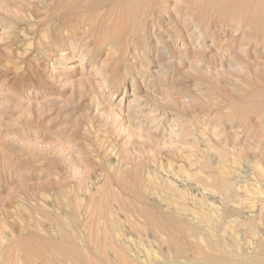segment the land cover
<instances>
[{
  "label": "rangeland",
  "instance_id": "obj_1",
  "mask_svg": "<svg viewBox=\"0 0 264 264\" xmlns=\"http://www.w3.org/2000/svg\"><path fill=\"white\" fill-rule=\"evenodd\" d=\"M51 242L264 261V0H0V264Z\"/></svg>",
  "mask_w": 264,
  "mask_h": 264
},
{
  "label": "bare ground",
  "instance_id": "obj_2",
  "mask_svg": "<svg viewBox=\"0 0 264 264\" xmlns=\"http://www.w3.org/2000/svg\"><path fill=\"white\" fill-rule=\"evenodd\" d=\"M61 52H62V54L64 53V51H61ZM71 54H73V53H71ZM66 55H67L66 53H65V55L63 54V56H66ZM70 58H71V56H70ZM79 65H81V64H79ZM51 71L54 72L55 70L52 69ZM202 215L203 216H202V220L201 221L206 222V225L209 224L208 221L209 222H211V221L210 220L207 221V215L205 213L202 214ZM199 233H201V232L199 231ZM205 234L206 233H204V234L202 233V236L200 237L201 241H203V242H206L205 238L207 237V235H205ZM48 248H50L54 252L61 253L62 255H65L66 257H74L75 256V258L79 262V264H93L92 261L89 258L85 257L83 251L80 248L75 247L73 245H70L68 243H65V242H60V243L51 242V243H49ZM210 259H212L211 262H213V264L220 263V259L217 256H210ZM175 264H184V263H175ZM204 264H207V263H204ZM252 264H264V261H259V262L257 261L256 263H252Z\"/></svg>",
  "mask_w": 264,
  "mask_h": 264
}]
</instances>
